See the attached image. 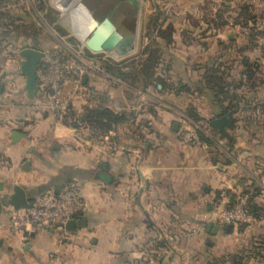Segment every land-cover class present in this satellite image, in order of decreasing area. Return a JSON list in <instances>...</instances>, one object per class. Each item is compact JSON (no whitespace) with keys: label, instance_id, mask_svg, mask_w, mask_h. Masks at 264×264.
<instances>
[{"label":"crops","instance_id":"obj_1","mask_svg":"<svg viewBox=\"0 0 264 264\" xmlns=\"http://www.w3.org/2000/svg\"><path fill=\"white\" fill-rule=\"evenodd\" d=\"M222 1L137 0L135 54L85 75L58 121L45 97L26 95L14 59L37 46L0 33V181L29 199L72 187L84 220L67 238L0 231V264H223L242 248L264 264V47L224 25ZM96 109L119 120L96 121ZM226 112L230 126L212 130L206 148L181 140L195 120ZM242 193L257 222L217 221Z\"/></svg>","mask_w":264,"mask_h":264},{"label":"built area","instance_id":"obj_2","mask_svg":"<svg viewBox=\"0 0 264 264\" xmlns=\"http://www.w3.org/2000/svg\"><path fill=\"white\" fill-rule=\"evenodd\" d=\"M15 1L14 3L12 0H0V15L4 14L2 20L10 21V15L13 16L18 12L17 7L20 9L21 5L28 4V0ZM217 1L219 3L220 0ZM220 5H222V20L225 26L242 36L251 38L258 48L264 47V0H223ZM42 51L36 71L38 88L45 91L44 95L54 118L60 120L68 110V104L61 97L63 87L71 84L75 95H80L82 76L102 74L104 72L102 62L106 58L75 56L64 51L60 46ZM212 130L210 120L203 119L197 121L193 127L183 130L180 137L184 143L206 148ZM0 165H9V161L0 158ZM0 194L7 196L9 191L0 190ZM31 201L30 206L18 209L8 203H2L0 231L10 230L24 234L46 228L56 230L61 237L67 238L70 235V230L66 228L67 221L76 218L83 208L79 194L72 187H64L57 193L37 195ZM253 205L254 198L250 197L249 193H242L231 206L218 208L213 215L223 225H250L259 219Z\"/></svg>","mask_w":264,"mask_h":264},{"label":"rangeland","instance_id":"obj_3","mask_svg":"<svg viewBox=\"0 0 264 264\" xmlns=\"http://www.w3.org/2000/svg\"><path fill=\"white\" fill-rule=\"evenodd\" d=\"M12 2L15 3L16 1L12 0ZM112 4L113 9L111 11V17L114 21H117L118 23L120 19L124 18V14L122 13L123 9V11H126L128 13L127 20H129V23L131 22V26H136L135 23L138 14V6L134 7L131 1L94 0L92 13L94 14V16L99 17V15L104 14L107 11L106 9L112 6ZM20 7V9L17 7L16 10L18 12H16L10 18V34L11 36H18V43L19 41H23L24 39H33L36 43V46L42 49H46L50 46H60L64 51L68 52L69 54H75V56L77 55L81 57V55H85L86 57L91 58L104 57L106 58V60L102 62L104 71L107 64L120 62L123 60L122 58L124 57L116 58L112 56V53L105 50L92 53V50L88 49L85 44H82L81 39L76 36L64 22V18L66 17L68 11L66 10L65 12L64 10H62L61 7L53 3V0H28V4L21 5ZM96 9L98 13H95ZM119 29L122 31H126V29L121 27H119ZM26 42L30 43L31 41L26 40ZM133 54H135L134 51L131 53V55ZM13 55L15 60H19V57H17V53ZM110 56H112V59H109ZM74 96L76 95L73 91L72 85H65L62 89L61 97L65 100V103L68 104L67 108H69V101L72 100ZM42 108L43 107H41L40 110H42ZM43 109L49 110L51 115L53 116L52 109L50 108L48 103L44 106ZM54 119L58 121V119ZM200 120H195L194 122ZM2 196L5 197L6 194ZM5 199L4 203H7ZM237 240L239 246L241 247L243 245H248L247 242L249 241V239L247 236L239 235ZM236 250L237 249H235L234 251ZM232 251V249L226 251L225 254L228 261H224L223 264H252V262L249 260L250 254L248 253L247 249L242 248L241 251H239V254L235 255L236 259L234 258V260H236V263H233L234 260H231Z\"/></svg>","mask_w":264,"mask_h":264},{"label":"water","instance_id":"obj_4","mask_svg":"<svg viewBox=\"0 0 264 264\" xmlns=\"http://www.w3.org/2000/svg\"><path fill=\"white\" fill-rule=\"evenodd\" d=\"M58 4H65L69 0H57ZM134 7L137 6V0H130ZM83 3L89 10L91 18L94 20L95 25L86 34L84 40L85 46L95 52L98 51H109L116 57H124L132 53L136 48V26L129 27L126 31H122L115 24L112 18L108 16L97 17L92 13L94 7V0H83ZM70 6V3L68 4ZM66 7H69V6ZM19 70L24 77L23 88L28 97H33L38 89L37 84V68L40 63L43 51L35 46H24L21 47L18 52ZM86 76H82V80ZM213 127L218 130H224L231 124V114L229 112L223 113L220 116L210 119ZM20 134L17 131L12 132V137L16 139ZM97 176L109 182L111 175L106 172H100ZM0 190H5L4 183L0 181ZM8 192V190H7ZM6 198V199H5ZM5 201L10 204L13 208H26L31 205L32 201L28 198L25 189L19 184H14L11 187V191L6 197L0 194V210L2 203ZM82 218H71L66 223V228L72 230L76 225L83 224Z\"/></svg>","mask_w":264,"mask_h":264},{"label":"trees","instance_id":"obj_5","mask_svg":"<svg viewBox=\"0 0 264 264\" xmlns=\"http://www.w3.org/2000/svg\"><path fill=\"white\" fill-rule=\"evenodd\" d=\"M121 1H125V0H121ZM126 1H130V0H126ZM112 9H113V4H112V6H110L109 8H107L106 10V12L104 13V14H100L99 15V17L101 18V17H103V16H108V17H110V18H112L111 16H112V13H111V11H112ZM95 13H98L97 12V9H96V12ZM122 13L124 14V18H122V19H120L119 21H118V23H117V21H115L116 22V24H118V26L119 27H121V28H124V29H128L130 26H131V22L129 23V20H127V12L126 11H123V9H122ZM4 14H1L0 15V33L2 34V33H5V34H7V33H10V23H11V21H6V20H2V16H3ZM130 16V15H129ZM128 16V17H129ZM12 17V15H10V18ZM14 38L16 39V41H17V39H18V36L17 35H14ZM26 40H30L31 42L30 43H32L33 45H36V43L34 42V40L32 39H26ZM25 39L23 40L24 42L26 41ZM252 40V39H251ZM19 41V40H18ZM3 42H6L5 40L3 41V40H1L0 39V43H3ZM254 42V41H253ZM22 43V42H21ZM254 44H255V42H254ZM4 47V46H3ZM108 66V65H107ZM107 66H106V68H107ZM111 67H109L108 66V69H110ZM247 79V78H246ZM220 90H221V92H223V93H225V94H227V91H228V89H227V87H226V85H221V88H220ZM227 90V91H226ZM45 91L43 92L40 88H38V90H37V93H36V96L37 97H45ZM46 98V97H45ZM68 114V111L66 112V115ZM65 115V116H66ZM92 115L94 116V117H96V121L98 120L99 122H100V120H102V119H107V121H118L119 120V117H118V115H116V114H114L111 110H108V109H100V110H95V111H92ZM213 130H214V132H215V127L213 128ZM213 135H214V133H213ZM208 142L209 143H211L212 142V138L211 139H208ZM250 194V197H252L253 198V196H252V194L251 193H249ZM235 202V199H233L227 206H231L233 203ZM253 209H254V211L259 215V209L257 208V206H256V203L254 202V205H253ZM233 226V225H232ZM245 225H243V224H241V225H238L237 227H244Z\"/></svg>","mask_w":264,"mask_h":264},{"label":"bare ground","instance_id":"obj_6","mask_svg":"<svg viewBox=\"0 0 264 264\" xmlns=\"http://www.w3.org/2000/svg\"><path fill=\"white\" fill-rule=\"evenodd\" d=\"M53 3L61 7L65 12L66 10H71L70 14L73 12V14L69 15L70 18L68 17L67 13L66 17L64 18V22L68 25L70 30L84 43L86 34L95 25V22L91 18L89 11L84 8L82 0H69L68 2H65V4H58L57 0H53ZM69 3L70 6L68 5ZM67 5L69 7H66Z\"/></svg>","mask_w":264,"mask_h":264},{"label":"flooded vegetation","instance_id":"obj_7","mask_svg":"<svg viewBox=\"0 0 264 264\" xmlns=\"http://www.w3.org/2000/svg\"><path fill=\"white\" fill-rule=\"evenodd\" d=\"M100 7V6H99Z\"/></svg>","mask_w":264,"mask_h":264}]
</instances>
